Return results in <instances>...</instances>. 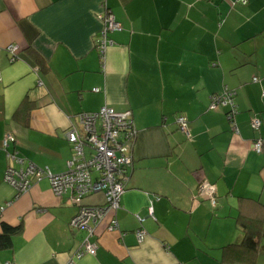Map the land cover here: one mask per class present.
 <instances>
[{
    "label": "crops",
    "instance_id": "0c3cea01",
    "mask_svg": "<svg viewBox=\"0 0 264 264\" xmlns=\"http://www.w3.org/2000/svg\"><path fill=\"white\" fill-rule=\"evenodd\" d=\"M108 10L122 29L109 32L103 61L96 44ZM225 87L237 90L233 115L209 107ZM103 105L131 111L137 131L115 213L123 234L106 229L109 219L91 223L92 234L73 227L80 204L71 190L55 194L47 177L18 196L4 180L10 165L29 161L65 172L67 130ZM8 134L15 142L5 149ZM260 139L264 0H0V233L2 222L22 224L0 264H264V233L250 258L224 251L244 238L239 218L264 229ZM13 150L24 162L8 156ZM204 180L217 186L215 207L198 193ZM105 201L95 193L83 203ZM87 238L96 253L75 258Z\"/></svg>",
    "mask_w": 264,
    "mask_h": 264
},
{
    "label": "built area",
    "instance_id": "2783aa9c",
    "mask_svg": "<svg viewBox=\"0 0 264 264\" xmlns=\"http://www.w3.org/2000/svg\"><path fill=\"white\" fill-rule=\"evenodd\" d=\"M246 3L247 0H240ZM104 28L100 38L97 40L96 48L105 61L106 50L112 40L109 39V32L121 30L122 24L116 20L115 15L106 11L103 15ZM7 50L15 54V45H9ZM257 80V78H254ZM99 91L98 87L93 88ZM237 90L225 87L222 93L211 96V109L228 107L229 113L233 115L236 111ZM80 128L72 125L66 132L68 141L73 146V154L68 161V169L65 172L54 174L49 168L39 167L29 161L24 168H16L13 165L7 168L4 180L17 191V196L27 192L34 182L45 177L50 180L55 194L61 196L71 190L72 199L80 204L78 213L73 217L71 225L77 228L88 229L90 234L94 232L91 223L97 224L109 219L108 231H120L119 222L116 218V211L121 206L122 194L126 190L127 182L131 177L134 165L133 148L135 145L137 131L134 125V118L131 111L119 112L114 107L103 105L95 112H82L79 114ZM179 128L190 137L188 118L185 115L177 117ZM261 126V119L255 118L252 121L253 128ZM238 131V129H235ZM15 142L11 134L5 136L3 145L8 148ZM263 141L257 140L255 149L261 152ZM8 156L13 160L24 162V159L17 156L15 150L8 151ZM104 193L106 201L103 204L86 205L83 203L87 195ZM198 193L201 197L209 200L215 207L218 203L217 186L215 183L204 180L198 186ZM10 202L7 204L9 205ZM4 206L1 207V210ZM151 213H153L151 208ZM123 234V232H121ZM136 235L140 242L144 241L147 231L139 228ZM97 245L88 238L83 248L75 255L80 258L85 254H95ZM69 264H73V261Z\"/></svg>",
    "mask_w": 264,
    "mask_h": 264
},
{
    "label": "trees",
    "instance_id": "16d2710c",
    "mask_svg": "<svg viewBox=\"0 0 264 264\" xmlns=\"http://www.w3.org/2000/svg\"><path fill=\"white\" fill-rule=\"evenodd\" d=\"M248 2L249 0H247L245 4H247ZM214 94H218V93H214ZM238 221L241 227L245 230L244 238L239 243H232L224 246V251L227 252L228 250L231 249L236 252L240 251L246 255L245 256L246 258H250L254 254H256L261 248L260 236L262 233H264V229L261 223L257 224L255 229L254 223L251 220L248 221L243 217L239 218ZM2 226H3V231L2 233H0V248L9 246L11 244L12 236L22 229V224L19 226H11L5 222H2Z\"/></svg>",
    "mask_w": 264,
    "mask_h": 264
}]
</instances>
